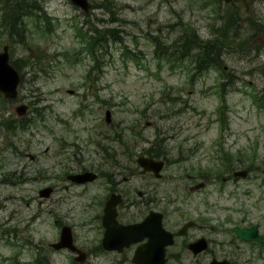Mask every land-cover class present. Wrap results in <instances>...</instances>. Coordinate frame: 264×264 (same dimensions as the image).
Wrapping results in <instances>:
<instances>
[{"label":"rangeland","instance_id":"374dc122","mask_svg":"<svg viewBox=\"0 0 264 264\" xmlns=\"http://www.w3.org/2000/svg\"><path fill=\"white\" fill-rule=\"evenodd\" d=\"M25 1L32 14L22 18L23 40L3 26L0 2V52L10 46L23 76L17 100L0 93V264H75L50 246L64 226L90 254L85 264H133L101 247L109 181L136 188L132 198L154 190L147 182L159 197L170 193L172 228L203 219L223 243L235 227L257 225L264 235V0H248V11L224 0H88V13L71 0ZM234 11L239 32L229 36L234 47L224 49L221 69L198 72L193 59L156 55V39L170 45L186 31L212 39L220 16ZM96 29L122 31L120 42L92 49ZM21 104L29 106L24 117L15 111ZM159 145L170 164L155 183L140 175L137 159ZM84 170L104 178L67 179ZM238 170L248 178L234 179ZM191 181L207 186L187 200ZM46 187L56 192L41 199ZM136 208L120 220H141ZM242 247L251 264H264V245Z\"/></svg>","mask_w":264,"mask_h":264},{"label":"water","instance_id":"95a60500","mask_svg":"<svg viewBox=\"0 0 264 264\" xmlns=\"http://www.w3.org/2000/svg\"><path fill=\"white\" fill-rule=\"evenodd\" d=\"M229 2L230 0H225ZM236 2H243L248 7L247 0H234ZM75 6L80 7L85 12H89L91 5L88 0H72ZM21 84V76L18 71L10 63L9 47L5 46L3 52L0 53V92L5 95L6 98L15 99L18 97V89ZM70 93H73L70 91ZM19 116L26 115L28 106L21 105L16 108ZM112 113L111 111L106 112V122L111 123ZM138 164L143 168L142 174L153 172L155 176L161 177V171L164 168L163 162H158L153 159L146 157H140ZM235 177L246 178L248 171H239L234 174ZM97 176L94 173L86 172L79 175L70 176L69 179L76 183H86L94 181ZM204 183L198 184L191 188L194 190H201L204 187ZM53 193L52 188H46L40 191L41 198H49ZM120 202L119 195H113L108 201L105 208V215L103 218V224L106 228V233L103 241V245L107 250H119L122 251L125 247H129L131 244L137 243L144 238H149L148 246L152 247L156 252L153 254L155 260L147 262L140 255H136L134 263L136 264H165L164 254L158 252L164 249L167 245L173 244L174 235L166 233L162 227L161 215L158 220L155 216L157 214L151 213L144 222L134 225H120L117 222L116 206ZM191 223L185 225V227L179 231L178 236H182L186 233L187 228ZM237 236L243 240L255 241L264 243V237L259 235V229L257 226L248 229H234ZM164 233V234H163ZM196 245V246H195ZM55 249L67 248L71 251L80 253V257L76 260L78 262H84L87 258L86 254H82L77 250L74 245V239L72 230L70 227H64L61 233L60 242L52 245ZM197 247L198 243L191 245V247ZM212 264H228L227 261L218 262L215 261Z\"/></svg>","mask_w":264,"mask_h":264},{"label":"flooded vegetation","instance_id":"af4514ba","mask_svg":"<svg viewBox=\"0 0 264 264\" xmlns=\"http://www.w3.org/2000/svg\"><path fill=\"white\" fill-rule=\"evenodd\" d=\"M159 158L158 160H164L165 167L170 164V160L167 156H161L156 157ZM104 178V176H101ZM164 176L160 179L156 178L153 174H147L145 175V179H149L151 181H154L155 183H158V180L163 179ZM198 181V180H197ZM197 181H191L194 183L193 185H190L187 187L188 192L186 193L188 200L194 195L200 194L201 192H192L190 189L194 187L196 184H198ZM112 185L109 192L112 193H118L121 195L122 201L121 204L118 206V219L119 222L122 223L120 220L121 212H125L126 210H129L131 208L138 209L139 211L145 212V216L135 222H129L130 223H136L142 221L150 212L155 211L159 212L163 215V225L166 230L176 233L179 231V229L187 222L193 221L196 223L194 228H191L188 230L187 234L183 237H177L175 238V243L172 246H169L165 248V258L166 263H180L185 260H191L192 262L202 263L206 262L207 264H212L215 261H228L229 264H251L252 258L251 256L243 257L244 255V249L242 246L247 245L251 249L252 253V245L253 242H247L244 240L239 239L235 233L234 229L231 230L233 234V239L228 241L227 243H223L221 241L212 240L210 233H213L215 231V228L208 225V222H206L203 219H198L197 221L194 220H188L184 222L181 226L177 227H170L168 224V212L169 206L174 203L171 198L170 200V193L168 195L164 194V196L159 197L161 195L160 192H158V188H156L152 182H147V184H151V187L154 188L153 191L143 192L138 191L137 197H133L130 195V193H134L137 189L134 187H119L116 182L109 181ZM125 182H128V178L125 179ZM124 182V183H125ZM206 184L207 182L204 181ZM157 185V184H156ZM146 187V186H145ZM150 187V189H151ZM159 187V186H158ZM107 198V199H108ZM147 211V212H146ZM239 228H247V227H239ZM197 231V235H193V232ZM148 239H145L143 242L133 245L130 248L124 249L121 253L111 252L112 254L115 253L119 256H124L125 258H128L131 256V260L136 255H140L145 260H155L152 258V254L156 251L152 248L145 247L144 245L147 243ZM193 243H198L197 247H190ZM228 248L226 250V248ZM162 252V250L160 251ZM70 253V252H69ZM250 253V254H251ZM73 256V260L75 256L70 253ZM89 254V253H88Z\"/></svg>","mask_w":264,"mask_h":264},{"label":"trees","instance_id":"16d2710c","mask_svg":"<svg viewBox=\"0 0 264 264\" xmlns=\"http://www.w3.org/2000/svg\"><path fill=\"white\" fill-rule=\"evenodd\" d=\"M219 1L223 2V0ZM0 2L4 12L3 18L5 20V23L3 26L11 32V37L16 36V38H18L19 40H23V38L25 37L26 29L22 18L24 16H30L32 14L30 9L31 5H28L25 0H0ZM228 5L234 7L240 6L237 4ZM220 19V26L215 27L214 33L212 34V39H202L198 34H190L187 31L182 33L178 40L174 41L170 45H161L158 39H156V55L159 58L167 59L168 61L170 59H174L175 62H183L185 60L193 59L195 63V70H197L198 72L206 71L209 68L221 69L224 49L234 47V42L229 40V36L233 35L234 37V35H238L240 12L234 11L233 14L221 15ZM121 32L122 31H118L117 29H108L103 32L96 29L94 34L90 36V38L92 39L91 48L93 49L97 47L96 45H99L101 43H107L110 39L119 40L120 42L119 34ZM12 64L17 69H19V67L21 66V64H19V61L16 60L12 61ZM225 86L226 84H222V90H224ZM5 126L8 131H14L12 124H6ZM20 128H25L24 121H21ZM150 153L153 154L150 155L152 157H154V154H158V157H160V153L157 149H151Z\"/></svg>","mask_w":264,"mask_h":264}]
</instances>
